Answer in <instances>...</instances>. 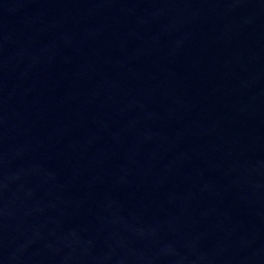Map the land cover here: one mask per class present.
Wrapping results in <instances>:
<instances>
[{"label":"water","instance_id":"water-1","mask_svg":"<svg viewBox=\"0 0 264 264\" xmlns=\"http://www.w3.org/2000/svg\"><path fill=\"white\" fill-rule=\"evenodd\" d=\"M0 264H264V0H0Z\"/></svg>","mask_w":264,"mask_h":264}]
</instances>
